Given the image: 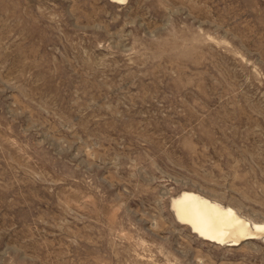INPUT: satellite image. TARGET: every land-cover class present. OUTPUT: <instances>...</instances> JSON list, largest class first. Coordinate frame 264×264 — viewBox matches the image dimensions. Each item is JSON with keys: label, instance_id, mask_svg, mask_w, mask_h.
Listing matches in <instances>:
<instances>
[{"label": "rangeland", "instance_id": "obj_1", "mask_svg": "<svg viewBox=\"0 0 264 264\" xmlns=\"http://www.w3.org/2000/svg\"><path fill=\"white\" fill-rule=\"evenodd\" d=\"M184 190L264 223V0H0V264H264Z\"/></svg>", "mask_w": 264, "mask_h": 264}, {"label": "bare ground", "instance_id": "obj_2", "mask_svg": "<svg viewBox=\"0 0 264 264\" xmlns=\"http://www.w3.org/2000/svg\"><path fill=\"white\" fill-rule=\"evenodd\" d=\"M210 198L184 190L172 198L171 208L178 221L210 242L236 246L247 239L264 235V223L248 220L234 208Z\"/></svg>", "mask_w": 264, "mask_h": 264}]
</instances>
